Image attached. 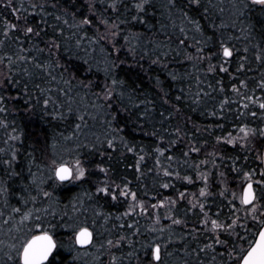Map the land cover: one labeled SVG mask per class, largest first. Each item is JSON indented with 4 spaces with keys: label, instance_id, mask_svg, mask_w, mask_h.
<instances>
[{
    "label": "trees",
    "instance_id": "trees-1",
    "mask_svg": "<svg viewBox=\"0 0 264 264\" xmlns=\"http://www.w3.org/2000/svg\"><path fill=\"white\" fill-rule=\"evenodd\" d=\"M136 2L121 0L119 10L113 12L107 8L106 0H96V14L93 15L87 0H0V71L4 78L18 81L0 89V94L6 99L20 97L19 100L8 99L7 113H0V121L7 125L0 126V187L6 189L0 192V240L11 242L25 212L39 209L43 215V210L47 209L56 213L55 237L65 244L59 249L53 264H112L114 257L117 264H155L147 247L153 241L162 245L165 264H221L222 260H227V249L214 245L215 252L202 250L205 244L212 243L209 238L212 234L201 229L199 211H193L190 205L191 196L193 193L198 195L201 182L196 180L188 184L164 177L161 169L171 164V168L178 170L182 176L195 177V165L207 171L212 160L209 153L216 151L220 154L217 136L227 135L230 131L235 134L238 127L245 124L251 128H264V110L258 107V102L264 101V89L259 87L264 78V61L256 59L257 55H264V8L251 5L249 0H201L199 7L190 6L188 0H176L174 8L169 0H151L146 11L139 14L140 19L133 20V16L137 15L133 7ZM244 3L249 6L243 7ZM184 13L199 22L203 35L188 23ZM73 14L77 20L84 17L93 20L91 26H85L87 36L93 38L98 34L97 29L103 31L99 15L117 22L126 21L121 25V36L118 38V59L124 63L115 72L117 79L124 82L123 98L114 95L110 102L97 100V95L102 96L105 84L110 81H106L104 73L95 67L89 71V66L108 52L113 57L117 54L110 42L90 45L84 32L63 23L64 19H68L71 24ZM57 16L61 19L58 20ZM9 24L17 25V29L10 31ZM25 26H32L40 35L26 38ZM181 27L185 33L180 31ZM5 31H8L7 37L4 36ZM125 36L130 37V44L125 43ZM53 39L61 47L59 50L52 49L50 53V41ZM78 39L82 44L80 48L76 46ZM198 40L204 42L199 45L204 48L203 53L197 52ZM221 40L234 49V55L226 65L228 72L219 70L223 61ZM129 47L134 51L129 52ZM93 48L96 50L93 51ZM101 48L105 52H101ZM245 48L247 52H244ZM20 56L27 59L21 60ZM198 56L200 59L196 58ZM8 57H11V63ZM205 57H211V60ZM209 63L217 65L215 71H208ZM241 63L245 64V70L237 72ZM37 64L44 67L38 68ZM173 76L176 78L173 79ZM240 81H246L248 88L241 87ZM25 85L30 97L28 105L24 103ZM234 86L240 88L239 94L233 91ZM129 95L136 102H150L146 117L143 115L145 105L133 107L128 100ZM225 99L228 103L221 112L219 108ZM46 100L47 108L44 107ZM194 100L200 102L197 104ZM101 103H110L111 107L100 108L97 105ZM245 103L249 104L248 109H244ZM252 111L257 115L252 116ZM212 112L217 115L213 116ZM241 112L243 116L239 115ZM113 116L115 120H112ZM108 121H111V127ZM112 128L120 131L112 133ZM177 128L181 130L179 136L176 135ZM153 131L156 136L149 134ZM111 135L116 136L114 149H109L105 142ZM13 136L19 139H11ZM120 137L124 138L123 143ZM172 139L177 142L169 144ZM124 143L134 146L136 153L129 152ZM83 144H87L88 148L80 147L75 154H79L89 166V178L62 186H57L58 181L54 177L48 179L51 173L47 167L54 154L57 158L62 156L70 160L73 155L69 154V149ZM156 146L168 149L165 157H159L160 164L156 162ZM189 146L198 147L200 151L185 157ZM222 151L226 159L216 163L221 166L226 178L237 175L228 167L230 157H240L241 164H245L246 157L247 167L259 165L257 156L248 150L223 146ZM257 152L263 155L264 138ZM138 154L144 155L145 159L139 161ZM169 155L174 157L171 162L166 159ZM202 160L209 163L203 165L200 163ZM138 163L140 171L136 168ZM97 165L109 169L107 178L110 181L128 184L130 190L136 192L137 199L144 202L147 211L141 212L137 207L131 215L124 216L132 203L130 199L112 201L110 197L94 196L89 200L88 196L95 192L97 184L105 180ZM162 182H169L174 187L164 189ZM212 187L211 191L216 193L218 188ZM44 191L52 195L45 197ZM181 191L190 194V198L187 195L167 213L184 223L172 225L161 211L158 214L162 221L155 223L149 214L154 210L151 205L175 200ZM77 197L84 206L83 209L77 207L81 219L87 217L90 227L95 221L94 246L84 250L79 248L78 254L68 250L67 246L72 243L71 230L61 226L67 221V217L61 220L65 211L69 216L76 214L72 206L77 203ZM236 203L239 204L238 201ZM207 207L210 215L220 211L222 218L230 211L227 201L218 195L208 199ZM16 208L20 209L19 213L13 211ZM96 208L110 214L108 223L94 216ZM46 218L52 219L51 216ZM6 220L8 223H4ZM24 223L29 225L31 221ZM121 224L124 226L121 227ZM154 228L157 230L152 231ZM238 231L244 234L242 229ZM254 231V227H249L246 235L251 239ZM121 235L126 236V240L118 246H108L109 239L115 242ZM228 239L235 242L237 238ZM241 243L247 247V243ZM165 244L166 250L163 248Z\"/></svg>",
    "mask_w": 264,
    "mask_h": 264
},
{
    "label": "snow or ice",
    "instance_id": "snow-or-ice-1",
    "mask_svg": "<svg viewBox=\"0 0 264 264\" xmlns=\"http://www.w3.org/2000/svg\"><path fill=\"white\" fill-rule=\"evenodd\" d=\"M89 10L93 15L96 14V0H87ZM210 2V0H209ZM251 5H256L264 8V0H249ZM121 0H106V5L108 9H111L113 12L119 10V4ZM151 0H137V2L133 5L136 9V16H133V20L140 19V13H144L146 8L150 6ZM169 4L171 7L176 6V0H169ZM188 4L190 6L199 7L201 5V0H188ZM55 6V5H53ZM234 6H237L234 4ZM248 3H244L243 7H248ZM35 7V5H34ZM238 7V6H237ZM184 16L187 18L188 23L195 26V31L203 35L201 31V27L198 21L187 16V13H184ZM58 20L61 19L60 16L56 17ZM98 21L100 25H103V31L100 32L97 29L98 34L93 37L87 36V31L85 26H91L93 24V20L88 17L81 18L77 20L75 14L72 15V22L69 24L68 19H64L63 23L69 25L71 28L76 29L77 31L84 32V37L88 39L90 45L99 44L101 41L110 42L112 48L116 52V57L112 56L111 52H108L106 55L101 57V60H96L94 64L89 66V71L92 70V67H95L97 71H102L105 75L106 81H110V83L105 84V88L103 90L102 96L97 95V100H103L105 102H110L113 99L114 95H119L121 98L124 97L125 93L122 90L124 82L117 79L115 72L116 69L120 67L124 61L118 59L119 55V47H118V38L121 36V25L126 23L124 20H119V22L112 20L111 18L105 17L102 14L99 15ZM10 31H15L17 29V25L9 24L7 25ZM221 27H224L221 24ZM24 35L26 38H31L33 36H39L40 32L37 31L32 26H25ZM182 33H185V29L183 27L180 28ZM63 33H61L62 35ZM4 36H8V31L4 32ZM211 39V37H209ZM125 43L130 44V37H124ZM2 43V42H0ZM203 41H197V52L203 53L204 48L199 46L203 44ZM51 47L49 48V52L51 53L52 49L59 50L61 45L57 42L56 39L50 41ZM77 48L82 46L81 40H77L76 42ZM96 49L93 48V51ZM129 52H133L134 49L129 47ZM23 51V49H21ZM39 51H43V49H39ZM101 52H105L104 48L100 49ZM238 51V50H236ZM248 49L245 48L244 52H247ZM220 55L223 58L222 63L219 65V70L222 72H228V67L226 66L231 58L234 55V49L232 46L226 44L223 40L220 42ZM200 59V57H196ZM206 59L211 60V57H205ZM21 60L27 59L24 56H20ZM247 59V57H245ZM257 60L264 61V55H257ZM9 63L12 62L11 57H8ZM157 63L158 61H153ZM85 63H89L85 60ZM36 67L43 68V65L37 64ZM48 67H51L49 65ZM217 68V65L209 63L208 71L213 72ZM245 70V64L241 63L237 67V72H242ZM27 72V69H25ZM29 75H31L29 73ZM264 76V74H262ZM176 77L173 76V79ZM235 78V77H234ZM9 83H18V81L11 80L10 77H5L3 81H0V89H3L8 86ZM66 83H70V81H66ZM241 87L247 89L248 84L246 81H240ZM259 87L264 89V78L261 79ZM118 88L121 89L118 91ZM221 91L223 88L221 87ZM233 91L240 93V88L233 87ZM24 92V103L28 105L30 102L29 92L27 89V85L23 88ZM199 95V94H198ZM8 99H16L19 100L20 97H6L0 94V113H7V100ZM179 100L180 97H177ZM129 102L135 108H140L141 104H144L143 115L146 117L148 114L147 104L150 103L148 101L136 102V100L129 95ZM199 100H194V103H199ZM253 103H257L256 100L252 101ZM228 103L225 99L222 101L219 111H223L224 105ZM48 101H44V107L47 108ZM100 108L111 107L110 103L104 104L101 103L97 105ZM244 109L249 108V104L245 103L243 105ZM258 107L261 110H264V101L258 102ZM127 111V109H124ZM213 116L217 115L216 112L211 113ZM240 116H243L244 113H239ZM252 116H256L257 113L255 111L251 112ZM83 119V117H80ZM116 117L113 116L112 120H115ZM109 127H111V121H108ZM0 126H7L4 121H0ZM222 127V126H221ZM79 128V125H77ZM143 128V125H141ZM120 131L119 129L112 128V133H117ZM180 129H176V135L179 136ZM150 135L156 136L157 133L155 131L149 133ZM257 134L259 136L264 137V128L256 129L251 128L248 125H243L238 127V130L234 134L233 132H228L227 135L217 136L216 144L221 146L220 154L218 155L216 151L209 153L212 157L213 167H218L216 161H224L226 159L223 154L222 147L223 146H231L232 148H239L243 151H247L251 138L255 137ZM11 139H19L17 136L11 137ZM65 139H68L67 137ZM121 142L123 143L124 138L120 137ZM161 143H163V138H160ZM107 147L109 149L115 148L116 136L111 135L110 138H106ZM177 141L175 139L169 140V144H175ZM80 147L88 148L87 144L78 145L76 149H69V154L73 155V158L70 160L64 159L62 156L55 157L50 160V164L47 167V171L51 173L48 179L55 178L58 181L57 186H62L68 183H78L89 178L90 170L89 166L85 163V161L81 158L78 153V149ZM124 147L129 151L136 153V149L134 146L124 143ZM92 149L95 150V145L92 146ZM154 151L157 153V164H160L161 161L159 157H165L167 148L156 146ZM200 149L198 147L189 146L188 151L184 153V156L187 157L191 152H199ZM140 152L143 153L144 149L141 148ZM139 161H143L145 159L144 155L138 154ZM13 159H15V154H13ZM166 159L168 161H173L174 157L171 155L167 156ZM231 164L228 165L231 171L236 173L240 178L241 183L239 185V193L234 190H230L228 186L227 179L225 178V173L223 171L219 172L221 177V184L223 187L216 193L212 192L209 185V174L200 169L199 165H195L196 176L192 175H181L178 170H173L171 168V164L168 167H162V174L164 177L175 178L182 181L187 182L188 184H193L196 180H199L202 183V187L199 188L198 195L196 193L192 194L193 199L190 201L191 209L193 211L197 210L200 214L201 220V229L207 232H210L212 235L209 237L212 240V243L205 244L204 249L202 250H212L215 252L214 245L225 246L227 249V260H222L221 264H264V155L257 154V159L259 161V165L257 167H247L246 166V157L245 164L240 163V157H230ZM201 164L209 163L208 160H202ZM10 164V162H9ZM96 168L99 172L105 175V180L99 182L95 188V192L88 196V199H93L94 196H104L110 197L112 201H117L120 198H124L125 200L130 199L132 203L128 206V211H126L123 215L128 216L131 215L132 212L135 211L137 207L141 210V212L145 211V204L143 201H139L137 199V194L134 191H131L128 187V184H117L115 181H110L107 178L109 169L107 167H103L97 165ZM137 171H140L139 163L136 165ZM36 182V177L33 175V183ZM43 182V181H42ZM174 187L169 182H162L161 187L167 189L169 187ZM3 187H0V192L5 191ZM45 197H49L52 194L48 191H44ZM187 193L181 191L179 192L177 199H169L168 201H162L159 207H164L165 203L169 205V212H171L172 206L176 205L178 201L185 200L187 198ZM214 195H218L223 200L227 201L230 211L226 217H221V212L217 211L214 215H210V209L207 207L208 199ZM35 200V197H33ZM238 200L239 204L237 205L236 201ZM77 203L73 204V212L75 215L69 216L68 212L65 211L61 220H64L67 217V221L61 226L69 228L71 230V239L72 243L68 245L69 251H74L79 253V248H86L88 246H94V227L95 221H93L92 226L90 227L87 222V217L81 219V214L77 212V207L83 209L84 206L80 202L79 197L76 198ZM152 208H156L157 205H151ZM14 212L19 213L20 209H13ZM94 216L97 218H103L105 223L111 219L110 214H106L100 208H96L93 210ZM243 213L241 215L240 213ZM43 215H41V210L37 209L35 212L29 210L25 212L21 220L19 221V227H17L16 232H23V237L17 235L11 238V242L5 243L3 240H0V264H53L59 249L65 247L63 241L57 239L55 237L54 230L57 227V223L55 221L56 213L49 212L47 209L43 210ZM2 215V213H0ZM47 216H51L52 219H47ZM34 217V218H33ZM167 219L171 220L172 225H182L184 221L180 218H176L175 216H166ZM116 219H122V217H116ZM25 221H31L29 225H25ZM159 222V216H157V223ZM251 222V223H249ZM4 223H8V221H4ZM47 225V227H45ZM210 225V227H209ZM121 227L124 225L121 224ZM128 227H132L131 224ZM249 227H254L255 231L251 234V239L248 235ZM238 229H242L238 231ZM157 229H152V231H156ZM138 232V229L136 230ZM163 231V229H160ZM224 237V238H222ZM230 237H236L235 242H231ZM159 239H163V237H159ZM126 240V236L121 235L117 241H113L109 239L107 244L109 247L118 246L120 242ZM19 241V243H17ZM247 243V247H244V244L241 242ZM230 245V248H229ZM79 246V247H77ZM103 247V245H101ZM150 249V255L155 264H165L164 255H162V245L160 243H156L153 241L151 244L147 245ZM163 248L166 250L167 245L165 244ZM170 255V253H166ZM223 255V254H222ZM75 259V257H74ZM215 259V256L213 257ZM112 264H117L116 258H113Z\"/></svg>",
    "mask_w": 264,
    "mask_h": 264
},
{
    "label": "rangeland",
    "instance_id": "rangeland-1",
    "mask_svg": "<svg viewBox=\"0 0 264 264\" xmlns=\"http://www.w3.org/2000/svg\"><path fill=\"white\" fill-rule=\"evenodd\" d=\"M4 79L3 77V73L0 71V81H2ZM264 137L259 136V134H257L255 137L251 138V142H250V146L248 148V151L250 153H254L256 156L258 154L257 152V148L259 147V144L262 143ZM208 164V163H207ZM204 165V164H203ZM218 167H213L212 162H210V165H208V170L205 172H207L209 174V185H210V189H212V186H216L218 188V191L221 187H223V185L221 184V177L219 175V172L222 171L221 170V166L219 164H217ZM225 173V172H224ZM226 178V177H225ZM227 182H228V186L230 190H234L237 193H239L240 189H239V185L241 183V180L239 177H237V175H234L232 177L228 176L227 178ZM73 184V183H70ZM201 187L203 186L202 183H200ZM217 191V192H218ZM199 192V191H198ZM197 192V193H198ZM190 194H188V198H190ZM191 199H193V197L191 196ZM238 201V200H237ZM176 205L172 206V209L175 208ZM146 209V208H145ZM167 210H169V205L167 203H165V206L163 208L159 207V204H157V207L154 208L153 211H151L149 214L152 215L153 221L155 223H157V216H159L158 211H161V213L163 214L164 217L166 216H170L169 212L167 213ZM147 210H145L144 212H146ZM241 215H243V213L241 212ZM143 216L145 217L146 215L143 214ZM164 220H167L166 218H163ZM161 220V218L159 217V221ZM169 220V219H168ZM162 221V220H161ZM159 223V222H158ZM26 225H28L27 223H25ZM21 236V238L23 237V232L21 233H17L15 232L13 234V237L15 236ZM12 237V236H11ZM236 238V237H235ZM243 242V241H242ZM17 243H19V241H17Z\"/></svg>",
    "mask_w": 264,
    "mask_h": 264
},
{
    "label": "water",
    "instance_id": "water-1",
    "mask_svg": "<svg viewBox=\"0 0 264 264\" xmlns=\"http://www.w3.org/2000/svg\"><path fill=\"white\" fill-rule=\"evenodd\" d=\"M263 155H264V152H263ZM77 247H79V246H77ZM89 247H91V246H88L86 248H80V249L84 250V249H88Z\"/></svg>",
    "mask_w": 264,
    "mask_h": 264
}]
</instances>
